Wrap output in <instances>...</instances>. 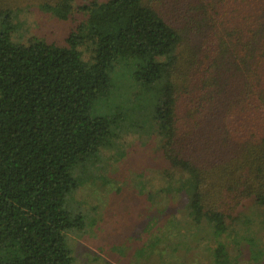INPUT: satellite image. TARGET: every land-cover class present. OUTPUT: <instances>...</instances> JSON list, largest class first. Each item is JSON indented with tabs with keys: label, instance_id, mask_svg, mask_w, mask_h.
Here are the masks:
<instances>
[{
	"label": "trees",
	"instance_id": "16d2710c",
	"mask_svg": "<svg viewBox=\"0 0 264 264\" xmlns=\"http://www.w3.org/2000/svg\"><path fill=\"white\" fill-rule=\"evenodd\" d=\"M30 7L0 0V264H82L83 176L145 134L168 187L143 192L174 196L171 255L199 226L212 264H264L244 212L264 223V0L43 4L70 24L62 45L20 33Z\"/></svg>",
	"mask_w": 264,
	"mask_h": 264
},
{
	"label": "rangeland",
	"instance_id": "374dc122",
	"mask_svg": "<svg viewBox=\"0 0 264 264\" xmlns=\"http://www.w3.org/2000/svg\"><path fill=\"white\" fill-rule=\"evenodd\" d=\"M59 1L24 0L32 9L18 17L20 33L27 37L42 36L62 45L70 24L38 8ZM158 147L157 142L145 134L130 141L120 159L110 154L105 162L84 174L88 182L75 193L74 204L87 216L88 229L85 235L72 239L82 264H212L208 244L211 238L202 237L199 226L188 227L187 240L179 246L182 250L179 255H171L172 249L163 243L175 217V207L171 206L174 196L170 198L165 191L161 193L165 198L162 201L143 192L144 187L147 191L152 188L153 194L161 192V186L166 184L162 179L167 167L158 154ZM246 207L244 212L256 222L252 229L264 246V223L255 218L261 212L252 201ZM176 218L184 220L180 215ZM195 234L197 240L188 245Z\"/></svg>",
	"mask_w": 264,
	"mask_h": 264
}]
</instances>
